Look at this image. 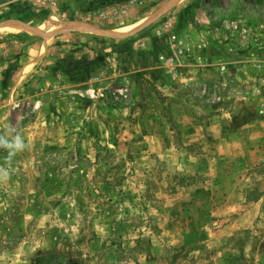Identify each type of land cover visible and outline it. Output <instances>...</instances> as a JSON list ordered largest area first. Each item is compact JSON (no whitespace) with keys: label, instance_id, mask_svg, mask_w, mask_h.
Returning a JSON list of instances; mask_svg holds the SVG:
<instances>
[{"label":"rangeland","instance_id":"1","mask_svg":"<svg viewBox=\"0 0 264 264\" xmlns=\"http://www.w3.org/2000/svg\"><path fill=\"white\" fill-rule=\"evenodd\" d=\"M167 1L0 0V264H264V0Z\"/></svg>","mask_w":264,"mask_h":264},{"label":"bare ground","instance_id":"2","mask_svg":"<svg viewBox=\"0 0 264 264\" xmlns=\"http://www.w3.org/2000/svg\"><path fill=\"white\" fill-rule=\"evenodd\" d=\"M176 1L177 0H169V1H167V3L164 6H168L169 4L175 3ZM68 26H70V28H72V29L80 30V31H90V29H91L86 24H83L80 22H75V23H72L71 25H68ZM132 28H133V26L123 27V28H118V29H112V30H106L105 33L108 35H112V36H120V35L128 33V31H130ZM0 29H5V30H8L10 32H19L22 30L27 31V27H25L23 24H21L19 22H15V21H12V22L7 21V22L0 24Z\"/></svg>","mask_w":264,"mask_h":264},{"label":"clouds","instance_id":"3","mask_svg":"<svg viewBox=\"0 0 264 264\" xmlns=\"http://www.w3.org/2000/svg\"><path fill=\"white\" fill-rule=\"evenodd\" d=\"M9 131L11 132V131H14V130H9ZM0 146H3L5 148L9 149L10 150V155L13 152L21 150V149L26 147V145L24 143V140H23V137L19 133H17L14 136H12L11 139H9L7 137V135H0ZM3 175L6 178L8 173L5 171L3 173Z\"/></svg>","mask_w":264,"mask_h":264},{"label":"crops","instance_id":"4","mask_svg":"<svg viewBox=\"0 0 264 264\" xmlns=\"http://www.w3.org/2000/svg\"><path fill=\"white\" fill-rule=\"evenodd\" d=\"M169 1V0H168ZM167 3V2H166ZM23 25H28L27 23H25V22H21Z\"/></svg>","mask_w":264,"mask_h":264},{"label":"water","instance_id":"5","mask_svg":"<svg viewBox=\"0 0 264 264\" xmlns=\"http://www.w3.org/2000/svg\"><path fill=\"white\" fill-rule=\"evenodd\" d=\"M19 23H21V22H19ZM26 26H29V27H31L30 25H26Z\"/></svg>","mask_w":264,"mask_h":264}]
</instances>
